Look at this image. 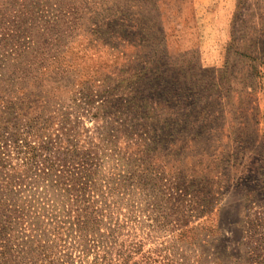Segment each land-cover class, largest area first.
Masks as SVG:
<instances>
[{
  "label": "rangeland",
  "instance_id": "rangeland-1",
  "mask_svg": "<svg viewBox=\"0 0 264 264\" xmlns=\"http://www.w3.org/2000/svg\"><path fill=\"white\" fill-rule=\"evenodd\" d=\"M21 106L14 125L58 117L67 132L58 146L71 139L80 151L104 138L131 149L124 133L137 128L151 131L156 154L171 134L159 170L183 161L187 180L214 170L212 184L186 186L189 197L212 189L216 198L211 253L264 260V0H0V120ZM156 193L133 185L109 198L102 228L117 247L148 251L169 239V227L152 228Z\"/></svg>",
  "mask_w": 264,
  "mask_h": 264
},
{
  "label": "trees",
  "instance_id": "trees-1",
  "mask_svg": "<svg viewBox=\"0 0 264 264\" xmlns=\"http://www.w3.org/2000/svg\"><path fill=\"white\" fill-rule=\"evenodd\" d=\"M13 54L19 61L22 52L15 48ZM22 106L0 120V264H76L74 250L96 252L101 258L97 264H232L209 250L218 233L213 190L189 197L186 189L196 180L212 184L214 170L207 175L193 170V179L187 180L183 161L168 164V172L158 169L161 162L171 161L162 149L175 143L171 134L155 148L156 154L148 144L151 131L137 128L124 133L131 149L104 138L97 148L80 151L71 139L58 146L67 133L58 117L43 128L40 115L22 128L14 125L12 118L23 117ZM52 120H58V128ZM133 185L157 191L152 228L169 227L171 232L161 247H117L114 233L102 228L109 218V198ZM203 216L205 220L192 224L191 217ZM262 247L260 243L255 250ZM252 262L264 264L259 255Z\"/></svg>",
  "mask_w": 264,
  "mask_h": 264
}]
</instances>
